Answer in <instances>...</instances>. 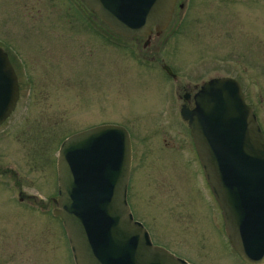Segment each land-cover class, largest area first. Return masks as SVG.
<instances>
[{
	"label": "rangeland",
	"instance_id": "rangeland-1",
	"mask_svg": "<svg viewBox=\"0 0 264 264\" xmlns=\"http://www.w3.org/2000/svg\"><path fill=\"white\" fill-rule=\"evenodd\" d=\"M87 11L70 0H0V43L21 50L30 91L0 125V264H74L57 205L34 207L19 193L41 201L54 195L61 140L102 123L130 132L127 200L154 244L193 264H246L229 244L179 115L184 89L161 64L191 90L212 76L238 78L264 126V67L249 65L256 54L264 62V20L192 32L190 15L180 25L171 18L144 47L148 37L124 38Z\"/></svg>",
	"mask_w": 264,
	"mask_h": 264
},
{
	"label": "water",
	"instance_id": "water-1",
	"mask_svg": "<svg viewBox=\"0 0 264 264\" xmlns=\"http://www.w3.org/2000/svg\"><path fill=\"white\" fill-rule=\"evenodd\" d=\"M116 34L148 37L168 27L176 0H84ZM147 43H144L146 46ZM169 75L170 67L164 65ZM16 76L0 48V124L17 100ZM182 106L225 235L246 264H264V133L235 78L212 77ZM57 202L74 264H193L151 241L127 201L129 131L102 123L74 132L57 152Z\"/></svg>",
	"mask_w": 264,
	"mask_h": 264
},
{
	"label": "flooded vegetation",
	"instance_id": "flooded-vegetation-1",
	"mask_svg": "<svg viewBox=\"0 0 264 264\" xmlns=\"http://www.w3.org/2000/svg\"><path fill=\"white\" fill-rule=\"evenodd\" d=\"M70 1L72 3V8L75 11L80 12L81 6H82V4H84L88 9L87 12H88L89 16H91V17H94V15L97 16L91 9H89V7L85 4L84 0H79V1L78 0H70ZM197 7H200V12L198 14L195 13V10H194ZM192 12H194V14ZM262 13H264V0H176L174 11L172 13V18H176L175 21H177L180 25L182 23L183 18L190 15V17H191L190 28H191L192 32L199 31V29H201V28H204L205 30H207V29L208 30L209 29L210 30H212V29L219 30L220 29L222 31L226 30V32H227V30L229 28L239 29L242 27H250L253 25H259L260 20L261 21L264 20V15ZM90 19L92 22L94 21L92 18H90ZM223 34H224V36L227 37V33H223ZM228 36H229V33H228ZM138 38L139 37H134L131 39H138ZM151 38H152L151 35L148 36V38H144L145 43H147L146 46H144V47L149 46V43L151 42ZM35 43L37 45L40 44L39 41H36ZM0 48L5 53V55H7L8 63L11 65L13 73L16 76V85H18L17 86L18 97H17V100L15 102L14 109L10 112V116H11V114H14L17 112V110L20 107L19 104L22 101H25L27 96L30 95L29 94L30 91H28L26 93V89L24 86L25 84H22L23 83L22 82V80H23L22 76L25 75L24 73L26 71V68L24 67V64H23L22 54L20 52L21 50L19 48H17V46L15 44L8 43V42L0 43ZM250 61H251V63L249 62V65L251 66V69L255 68L257 70L258 69L260 70L264 67L262 55L256 54L255 55V61L252 59H250ZM164 65H167V64H165V63L161 64L162 70H164V72L167 74V76L176 83L175 87H177V90L182 89V88L184 89L182 95L177 93L178 94L177 96L181 100L183 99V102L180 104V107H181L180 111H181L183 105H185L186 107H188L190 109H193V107H194V96L193 95L201 88L202 83L204 81H207V80L212 79V78H209L207 80H203L200 83V85L193 84L192 85L193 89L191 90V89H189V86H186L183 84L180 85L179 78H178L177 74L173 71L172 67H170V68H171L173 74L169 75L167 73V71L165 70ZM246 65L243 66L240 70H238V71H240V75L246 74V71H247ZM212 77H218V76H212ZM234 78L238 81V83L241 86L242 93L244 94L245 103L251 106L253 113H256L257 121L261 126L262 133H264V126L260 121L259 113H257L255 107H253L250 103L247 102L246 93H244V91H243V86H242V83H240V80L236 77H234ZM179 115H180V112H179ZM184 121H185L186 126H187V121L186 120H184ZM188 131H189V135H190L189 127H188ZM130 137H131V135H130ZM190 137H191V135H190ZM191 145L194 149L196 157H198L197 152H196V148L194 147V144H193V138L192 137H191ZM57 156H58V154H57ZM57 156H56L55 163H54L55 164V167H54L55 174H56V169H57V164H56ZM198 161H199V157H198ZM199 165H200V162H199ZM200 167H201V165H200ZM3 168L5 169L6 173L13 174V172H14L13 168H8V167H3ZM201 169H202V167H201ZM201 172H202V176L204 177L203 169L201 170ZM204 179H205V177H204ZM205 181H206V179H205ZM16 184L18 185V179L16 181ZM55 185H56V193L54 195H49L47 198H44V200H42V201L39 198H37V196H31V195L29 196L28 195L26 198L25 196H23L21 194V192L19 193L20 194V196H19L20 200H24V198L25 199H31L32 202L28 201V203H30L31 206H34V207L41 206V207L45 208V207H49V206H55L56 202H57V198H58V195H57V189H58L57 174L55 176ZM206 186L210 190V187L208 185H206ZM210 192H211V190H210Z\"/></svg>",
	"mask_w": 264,
	"mask_h": 264
}]
</instances>
